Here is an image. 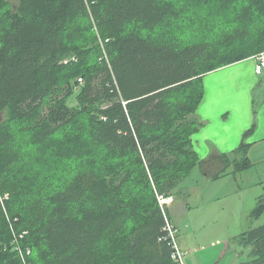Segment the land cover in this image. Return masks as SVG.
Returning a JSON list of instances; mask_svg holds the SVG:
<instances>
[{
	"label": "trees",
	"instance_id": "16d2710c",
	"mask_svg": "<svg viewBox=\"0 0 264 264\" xmlns=\"http://www.w3.org/2000/svg\"><path fill=\"white\" fill-rule=\"evenodd\" d=\"M263 51L264 0H0V264H176L204 76Z\"/></svg>",
	"mask_w": 264,
	"mask_h": 264
},
{
	"label": "rangeland",
	"instance_id": "374dc122",
	"mask_svg": "<svg viewBox=\"0 0 264 264\" xmlns=\"http://www.w3.org/2000/svg\"><path fill=\"white\" fill-rule=\"evenodd\" d=\"M11 1L18 3V0ZM258 91L257 87L254 92L255 106L261 99L259 94L262 92ZM192 144L195 149L193 140ZM252 158V166L237 173L245 194L239 189L241 181L236 182L234 178L228 179L232 185L226 189L227 194H218L224 188L223 183H213L211 179L204 182V171L196 168L181 181L179 192L171 196L174 202L171 205L176 206L178 213L176 221L180 227L179 243L184 264H204V255L207 263L211 264L215 260L211 258L214 252V258L218 259L226 251V255L215 264H234V261L241 264L250 259L252 246H246L243 241L259 235L264 229V211L258 218L252 215L258 201L256 193L264 195V159L258 158V151L252 154ZM202 188L206 189L203 193L200 192ZM180 205L184 211L179 209Z\"/></svg>",
	"mask_w": 264,
	"mask_h": 264
},
{
	"label": "crops",
	"instance_id": "0c3cea01",
	"mask_svg": "<svg viewBox=\"0 0 264 264\" xmlns=\"http://www.w3.org/2000/svg\"><path fill=\"white\" fill-rule=\"evenodd\" d=\"M254 63L255 59L251 57L243 60V62H236L212 71L206 74L203 79L204 97L197 109V116L203 122V126L192 136L195 151L203 163L196 168L204 171V182L211 179L213 183H223L224 188L218 191V194L221 195H226V189L231 188L232 183L228 181L231 178H234L236 182L241 181L239 189L245 194L246 190L242 180L237 175L241 171L233 173L229 169L230 173L225 176L220 178L215 176L224 167L221 159L223 154H228L232 161L239 158L232 153L241 144L244 132L251 127L255 119L257 122L255 133L246 140L250 144L248 157L253 161L252 154L258 151V158L264 159V72L257 75L254 71ZM243 64L244 68H241ZM257 87L262 93L259 94L261 99L257 101L255 106L254 92ZM232 167L233 163H231L230 168ZM224 177L227 179L222 181L221 179ZM205 191L206 189L202 188L200 192ZM256 194V198L262 195L261 193ZM172 205H170V213L180 233V227L176 221L178 213L176 206ZM179 209L182 210L183 207L180 205ZM261 233H264V229ZM261 233L255 237L250 236L243 242L246 243V246H250L253 240L261 236ZM226 253L227 251L223 252L217 259V257L214 258L216 256V252H214V256L211 258L215 260L211 264L220 261ZM249 260L247 259L245 262ZM233 263L236 264V261ZM204 264H210L207 263L205 255Z\"/></svg>",
	"mask_w": 264,
	"mask_h": 264
},
{
	"label": "built area",
	"instance_id": "2783aa9c",
	"mask_svg": "<svg viewBox=\"0 0 264 264\" xmlns=\"http://www.w3.org/2000/svg\"><path fill=\"white\" fill-rule=\"evenodd\" d=\"M253 58L255 59L254 71L257 75H260L264 71V51L253 56ZM7 194L8 193H6L5 198H8ZM157 197H158V202L161 207L162 213L166 219V225L164 227V230L168 232L169 238L171 240L170 243L173 249L172 258L174 259L176 264H184V259H183L184 254H183V251L179 245V242L176 236L177 229L174 227V225L171 223V221L169 220L167 216V208L173 202V197L166 196L163 194H158ZM3 199H4L3 194L0 191V200L2 202H3ZM20 235L23 236V234H20Z\"/></svg>",
	"mask_w": 264,
	"mask_h": 264
},
{
	"label": "bare ground",
	"instance_id": "6f19581e",
	"mask_svg": "<svg viewBox=\"0 0 264 264\" xmlns=\"http://www.w3.org/2000/svg\"><path fill=\"white\" fill-rule=\"evenodd\" d=\"M20 238H21V237H20ZM20 238H19V239H20Z\"/></svg>",
	"mask_w": 264,
	"mask_h": 264
}]
</instances>
